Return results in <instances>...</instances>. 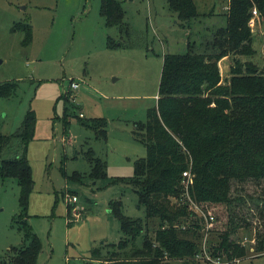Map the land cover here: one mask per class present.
I'll return each instance as SVG.
<instances>
[{"label": "rangeland", "instance_id": "374dc122", "mask_svg": "<svg viewBox=\"0 0 264 264\" xmlns=\"http://www.w3.org/2000/svg\"><path fill=\"white\" fill-rule=\"evenodd\" d=\"M120 1L126 21L141 36L139 47L108 46L107 37L117 38L119 31L107 26L102 0H0V82L19 81L15 96L0 98V131H17L30 109L37 118L28 150L34 178L28 221L43 243L37 264H107L93 259L92 250L106 254L124 237L120 220L110 210L112 200L122 201L126 215L145 218L135 186L119 179L132 177L136 161L148 153L135 137V122L145 121L148 109L158 103L166 54L185 52L189 38L225 22L228 11V0H194L202 15L186 27L179 24L167 0ZM254 10L258 12L251 20L255 52L231 55L220 67L223 80L229 79L237 58L264 73V19ZM17 23L31 25L30 41ZM72 81L79 83L78 89H71ZM70 90L76 107L70 108L72 115L65 121L69 104L65 95ZM80 113L86 120H105L106 139H98L81 122ZM91 148L107 163L103 178L90 174L86 152ZM75 172L82 174L81 181L72 177ZM235 188L247 198L235 212L253 223L240 226L235 234L247 255L230 259L214 250L226 229L228 209L207 203L206 211L216 217L211 220L193 200L189 209L195 214L181 217L182 226L191 237L198 224L197 233L203 236L198 238L199 252L188 264H213L218 258L229 264H264V251L256 250L260 217L250 198L264 195V185L247 181L235 183ZM69 193L78 197L71 200V211ZM19 198L18 180L0 176V264H10V248L25 243L17 222ZM154 222L149 220L150 233Z\"/></svg>", "mask_w": 264, "mask_h": 264}, {"label": "trees", "instance_id": "16d2710c", "mask_svg": "<svg viewBox=\"0 0 264 264\" xmlns=\"http://www.w3.org/2000/svg\"><path fill=\"white\" fill-rule=\"evenodd\" d=\"M167 2L183 26L191 27L202 15L194 0ZM227 8L225 22L212 24L197 38H189L185 52L166 54L158 103L148 109L145 121L135 122V137L147 147V156L136 161L132 177L119 178L135 186L138 205L145 209L146 216L144 219L128 216L123 212L122 201L112 200L110 210L120 220L124 237L106 254L93 249V259L107 264H188L199 252L198 238L203 236L197 233L198 224L189 233L191 237L182 226L181 217L195 214L189 203L181 202L183 172L189 168L194 175L190 188L194 202L210 216L213 212L206 211L207 203L225 205L228 209L226 229L219 234L220 241L214 244V250L230 259L247 255V249L238 243L235 234L240 226L250 227L253 223L235 212L247 203V198L234 186L247 181L264 185V73L237 58L230 67L229 79L224 81L220 61L225 56L254 54L253 9L257 8L264 19V0H228ZM101 13L107 26L119 31L117 38L107 37L108 46L142 45L141 36L126 21V10L120 0H102ZM16 27L24 28L26 40H31L30 24L17 23ZM18 85L17 80L0 82V98L15 96ZM71 91L65 95L69 103L64 110L65 121L72 115L70 108L76 107ZM78 117L98 139H106L105 120ZM36 120L35 111L30 109L17 131L10 134L0 131V176L4 180H18L21 213L17 222L25 240L23 246L10 248V264H37L43 249L41 238L28 221L34 188L28 150ZM6 152L9 157H5ZM86 155L91 163V176L105 177L106 161L92 148ZM81 175L75 172L72 177L81 181ZM250 198L256 201L252 202L260 217L256 250L264 251V195ZM71 208L69 202V211ZM149 220L155 221L154 233L149 232Z\"/></svg>", "mask_w": 264, "mask_h": 264}, {"label": "built area", "instance_id": "2783aa9c", "mask_svg": "<svg viewBox=\"0 0 264 264\" xmlns=\"http://www.w3.org/2000/svg\"><path fill=\"white\" fill-rule=\"evenodd\" d=\"M253 12H254V14L258 13L257 10H254ZM72 88L73 89H78L79 88V83L72 81L71 82V89ZM80 115L84 116L83 113H81ZM193 182H194V175H193V173L191 171V168H189V169H187L186 171L183 172L182 184H183V188H184V193L182 194L181 201L183 203H189L190 206H191V203L193 201L192 196L190 194V188L192 187ZM71 200H72V202L78 201L77 195H72L71 196L69 194L68 201L71 202ZM210 219L214 220L215 217L211 215ZM212 262H213V264H229L228 262H225V261H223L222 259H219V258L212 260Z\"/></svg>", "mask_w": 264, "mask_h": 264}, {"label": "crops", "instance_id": "0c3cea01", "mask_svg": "<svg viewBox=\"0 0 264 264\" xmlns=\"http://www.w3.org/2000/svg\"><path fill=\"white\" fill-rule=\"evenodd\" d=\"M229 58L230 56H225L224 58H222V60L220 61V67H222V64H226V62H229Z\"/></svg>", "mask_w": 264, "mask_h": 264}]
</instances>
